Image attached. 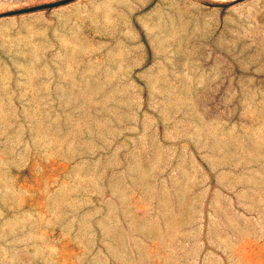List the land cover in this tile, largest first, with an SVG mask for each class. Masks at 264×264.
I'll return each mask as SVG.
<instances>
[{"label": "rangeland", "instance_id": "rangeland-1", "mask_svg": "<svg viewBox=\"0 0 264 264\" xmlns=\"http://www.w3.org/2000/svg\"><path fill=\"white\" fill-rule=\"evenodd\" d=\"M0 264H264V0L0 16Z\"/></svg>", "mask_w": 264, "mask_h": 264}, {"label": "water", "instance_id": "water-1", "mask_svg": "<svg viewBox=\"0 0 264 264\" xmlns=\"http://www.w3.org/2000/svg\"><path fill=\"white\" fill-rule=\"evenodd\" d=\"M68 1H71V0H50V1H46V2H40V3H36V4L22 6V7H18V8H11V9L0 11V16L17 14V13H22V12H29V11H33V10H37V9H43V8H49V7L57 6L60 4H64ZM239 1L240 0H232V2H234V3L239 2Z\"/></svg>", "mask_w": 264, "mask_h": 264}]
</instances>
